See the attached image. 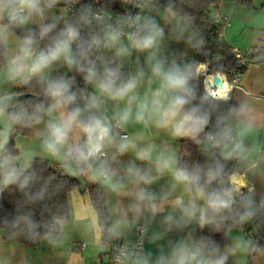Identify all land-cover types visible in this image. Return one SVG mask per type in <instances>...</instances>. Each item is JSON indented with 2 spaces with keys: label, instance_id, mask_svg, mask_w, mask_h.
<instances>
[{
  "label": "clouds",
  "instance_id": "obj_1",
  "mask_svg": "<svg viewBox=\"0 0 264 264\" xmlns=\"http://www.w3.org/2000/svg\"><path fill=\"white\" fill-rule=\"evenodd\" d=\"M60 2L72 5L79 0H0V76L19 85L38 81L48 101L36 104L32 111L21 105L9 112L13 97L0 94V118L5 119L0 131V187L15 184L24 190L34 180V174H25L30 157L25 155L24 166H18L20 157L8 152L5 145L13 126L43 123L36 135L45 156L58 161L67 172L93 173L117 195L132 190L124 219L113 226L117 235L125 226L128 211L137 217L145 213L155 217L170 207L162 226L171 232L192 223L201 229L211 225L219 230L220 224L234 216L247 221L264 210V200L257 204L251 191H240L243 183L226 185L224 179L223 160L244 159L248 152L240 138L252 128L247 104L218 115L211 130L205 132L212 113L193 87L189 62L179 59L182 54L172 58L160 54L164 31L153 17L128 14L113 22L110 13L94 11L85 4L71 17L44 23L46 11ZM137 7L143 9L144 5L138 3ZM33 23L38 31L28 27ZM16 29L25 34L17 36ZM184 32L181 28L176 38L185 39ZM42 41L46 42L40 47ZM194 42L198 39L192 33L186 43L192 47ZM109 51L114 53L111 58L104 55ZM133 52L147 53V71L144 67L127 73L122 70L124 58ZM60 67L82 75L94 91H74L75 77L57 75ZM109 103L113 105L111 114ZM233 116L241 118L243 130L238 135L230 124ZM129 124L152 126L173 138H189L206 156L218 149L221 158L206 165L182 163L167 144L141 146L138 141L143 136L122 134ZM129 152L148 167L129 161L121 175L112 167L109 153L115 160ZM165 174L171 178L168 189L160 194L150 191ZM177 189L179 195H175ZM40 196L42 193L33 199ZM19 219L30 232L38 227L30 216ZM248 247L249 242L236 240L221 251L214 241L189 236L172 244L169 254L157 257L156 264H227L230 254ZM143 264H148L146 258Z\"/></svg>",
  "mask_w": 264,
  "mask_h": 264
},
{
  "label": "crops",
  "instance_id": "obj_2",
  "mask_svg": "<svg viewBox=\"0 0 264 264\" xmlns=\"http://www.w3.org/2000/svg\"><path fill=\"white\" fill-rule=\"evenodd\" d=\"M220 11L230 19V25L226 29L223 38L229 45L240 48L253 46L257 52L264 49V0H254L253 5L250 7L228 1L220 6ZM143 15L153 17L164 31L161 55L172 58L182 54L179 55L181 61L193 59V48L186 43L187 36L192 32L183 17L169 11L156 1L145 4ZM58 27H62V24ZM181 28L185 29V39L178 40L176 36ZM104 55L111 58L114 53L109 51L105 52ZM146 58L147 53L133 52L130 57L124 58L123 69L134 72L137 67H144L147 71ZM262 59H264V56H256L242 73L239 82L231 90V99L237 108L241 103H245L250 109L249 116L252 128L240 137L248 149L246 157L244 159L227 160L232 168V174L242 177L246 183L242 191L248 193L251 191L252 196L257 201L264 199V62H261ZM2 66L3 58L0 57V67ZM68 71L67 68L60 67L57 72L67 73ZM19 86V84L9 82L3 76H0L1 94L10 93ZM87 91L92 92L94 90L91 86H88ZM141 92H143V89H141ZM108 109L109 114H111L113 110L111 103L108 104ZM240 120L241 118L236 116L230 120L233 133L236 135L243 130ZM4 124L5 119L0 118V127L4 128ZM43 127V123L32 125L27 127V135L14 137L15 149L18 151L17 156L20 157L18 166H24L25 155L30 157L26 170L33 158H44L59 163L45 156L42 152L41 139L36 133ZM124 133L129 136L137 134L143 136L144 139L138 141L141 146L147 143H154L157 147L167 144L175 150L178 158L181 142L189 139L173 138L165 131L157 130L152 126L145 128L141 124H129ZM10 140L11 135L8 142ZM108 158L112 167L121 175L128 162L135 161L132 152L118 156L115 160L111 159V153H109ZM135 163L140 167H148L141 161H135ZM67 173L79 180L80 187L69 192L70 215L68 219L60 223L59 232L46 236L38 247L29 248L25 246L24 235L21 232L8 233L0 229V264H143L145 258L148 260V264H156L157 257L167 256L172 244L178 240L189 236L194 239L202 238L204 228L201 229L196 223L189 224L183 230L166 232L162 226V221L164 216L172 211L170 207H166L164 212L156 214L155 217H151L147 213L137 217L128 211L125 226L117 235L112 229L117 221L124 219L125 212L133 199L132 190L130 189L127 194L117 195L108 188L102 178L95 177L91 172L76 171L75 173ZM170 179V176L165 174L151 185L149 190L160 194L162 190L168 189ZM86 184H99L104 187L105 205L111 217L109 233L119 244L126 246L135 244L139 240L136 235V227L141 223L144 225L146 235L142 239L143 254L128 257L119 263L111 261L109 247L104 245V234L99 225L97 211L93 207L89 192L85 187ZM179 193L180 190L177 189L175 195H179ZM261 212L264 214V210H261ZM245 224L248 228L251 222L246 221ZM236 240L249 242V247L247 250H238L234 254H230L227 264H264V249L259 250L249 260L251 239L246 236L245 228H230L228 230L227 245L221 248V251L233 246Z\"/></svg>",
  "mask_w": 264,
  "mask_h": 264
},
{
  "label": "trees",
  "instance_id": "obj_3",
  "mask_svg": "<svg viewBox=\"0 0 264 264\" xmlns=\"http://www.w3.org/2000/svg\"><path fill=\"white\" fill-rule=\"evenodd\" d=\"M96 1L98 4H96ZM228 1L248 7L252 6L254 2V0H156L159 4L183 17L191 32L197 36L198 43L194 42L195 46H192L194 57L187 62H189L193 77V87L198 89L205 100L206 106L212 113L210 125L205 129V132L211 130L218 115H227L237 106L232 99L229 102L217 101L207 95L203 87V78L195 73V64L208 61L209 74L211 76L219 72L226 75V77L228 75L230 80L236 73H244L245 71L241 61L234 57L231 45L217 36L215 25L210 17L213 10H220V6ZM85 4H90L94 11L98 6L107 9H118L120 7L118 0H79L74 5L73 11L68 12L67 16L71 17ZM67 7L68 4L60 2L53 8L66 10ZM30 28L38 31L37 28ZM15 31L17 36L25 34L21 29H16ZM45 42L42 41L40 47H43ZM259 55L264 56V49L256 51L248 59L249 62L252 63L254 58ZM261 62H264V59ZM122 70L125 73L128 72L127 69ZM56 74H63L69 78L75 77L76 85L73 89L74 91L77 89L88 90V85H86L82 75L70 70L67 73L57 72ZM41 88L42 85L38 81L33 80L28 85H20L13 89L8 93L13 97L8 111L18 110L21 105L32 111L33 107L38 103L47 104L48 101L41 94ZM233 118L234 116L231 119ZM27 134L28 128L26 126H13L10 134L11 140L5 145L7 151L17 156L18 151L15 149L14 137ZM218 158H221L218 149L215 150L214 154L206 156L203 154L201 146L191 139L181 142L179 159L182 163L206 165ZM223 163L225 165L224 179L227 185L229 184V176L233 171L227 160H223ZM25 174H34V180L28 188L21 190L15 184L0 187V229L8 233L21 232L24 235L25 246L36 248L46 236L57 234L60 223L69 218V192L74 188L80 187V182L75 176L68 174L60 163L51 162L44 158H33ZM85 187L98 214L99 225L104 234V245L109 247V254H111L119 243L109 233L111 217L105 205V189L99 184H86ZM41 193L42 196L40 198L33 199V197H37ZM243 193L248 194L246 191H243ZM253 199L257 202L254 197ZM24 216H30L31 220L38 225L34 232H30L26 224L19 219ZM247 221L251 222L248 228L245 224L246 221H240L238 216H234L232 219L220 224L219 230H216L211 225L205 226L202 238L214 241L223 248L227 245L228 230L230 228H245L246 236L251 239L250 260L259 250L264 249V214L260 212L255 218Z\"/></svg>",
  "mask_w": 264,
  "mask_h": 264
},
{
  "label": "built area",
  "instance_id": "obj_4",
  "mask_svg": "<svg viewBox=\"0 0 264 264\" xmlns=\"http://www.w3.org/2000/svg\"><path fill=\"white\" fill-rule=\"evenodd\" d=\"M155 1L156 0H118V2L120 4V7L118 9H107L105 7L98 6L95 11L110 13L112 20L114 22L116 17L122 16V15H128V14H131V15L141 14V15H143L144 7H143V9L140 7H137V4L141 3L145 6L146 3H152ZM75 4L68 5V7L66 9L67 12H72ZM96 4H98L97 1H96ZM210 17H211L213 24L215 25L217 36L219 38L223 39L225 31L230 25L229 17L224 15L220 10H213L210 14ZM231 51H232L234 57L241 61L242 67L246 69L251 64V62H249L248 59L254 53H256V48L253 46L246 47V48L231 46ZM202 63H204V65L206 66V69L204 71H200L197 64H196L195 65V73L203 78V87H204V91L206 92V94L209 95L214 100H216L214 95L207 89V86L205 83V74L209 73V62L205 61ZM241 76H242V73L238 72L232 77L231 80L229 79V76L227 75V79L232 83V86L234 87V85H236L239 82V80L241 79ZM231 94H232V92H231ZM231 94H230L229 99L227 101H224V102H229L231 100ZM122 134L126 135L124 132ZM229 184H230V179H229ZM241 192H243V191H241ZM262 200H264V199L258 200L257 204H259ZM136 235L139 238V240L135 244H133L131 246L118 244L116 249L111 252L110 258H111V261L113 263H119L128 257L138 255V254H143L142 239L146 235V230H145V227L142 223L137 225ZM109 246H111V244H109Z\"/></svg>",
  "mask_w": 264,
  "mask_h": 264
},
{
  "label": "bare ground",
  "instance_id": "obj_5",
  "mask_svg": "<svg viewBox=\"0 0 264 264\" xmlns=\"http://www.w3.org/2000/svg\"><path fill=\"white\" fill-rule=\"evenodd\" d=\"M197 66L200 71H204L206 69L204 63H197ZM205 83L207 89L214 95L216 100L227 101L229 99L233 86L232 83L228 81L226 75L218 72L216 73V76H211L209 73H206ZM230 182L243 183L246 186V183L242 177L236 174L231 175ZM244 187H242L240 190L242 191Z\"/></svg>",
  "mask_w": 264,
  "mask_h": 264
},
{
  "label": "rangeland",
  "instance_id": "obj_6",
  "mask_svg": "<svg viewBox=\"0 0 264 264\" xmlns=\"http://www.w3.org/2000/svg\"><path fill=\"white\" fill-rule=\"evenodd\" d=\"M58 13H60V14H58ZM67 15H68L67 10H65L63 8H52V9L46 11L44 23H47L49 21H53L54 18H57L60 16H67ZM29 26H33V27H36L38 29V25L36 23H33ZM213 76H216V73ZM1 92H2V88L0 87V94H1ZM0 128H3V127H0ZM2 130L3 129H0V131H2ZM228 164H229V162H228Z\"/></svg>",
  "mask_w": 264,
  "mask_h": 264
}]
</instances>
